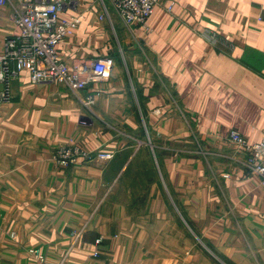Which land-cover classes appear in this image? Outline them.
<instances>
[{"label":"crops","instance_id":"crops-1","mask_svg":"<svg viewBox=\"0 0 264 264\" xmlns=\"http://www.w3.org/2000/svg\"><path fill=\"white\" fill-rule=\"evenodd\" d=\"M78 7L59 56L114 67L89 90L12 79L0 102V264H38L31 248L50 264H264L262 177L230 138L264 136V0H160L146 24L109 0ZM20 10L0 8V49ZM70 137L115 155L64 168L52 151Z\"/></svg>","mask_w":264,"mask_h":264},{"label":"built area","instance_id":"built-area-1","mask_svg":"<svg viewBox=\"0 0 264 264\" xmlns=\"http://www.w3.org/2000/svg\"><path fill=\"white\" fill-rule=\"evenodd\" d=\"M8 1L10 0H0V8ZM17 1L21 6L20 12L13 16L17 32L9 35L3 48L0 49V102L11 100V81L24 71L28 73L33 83L62 82L74 91L86 90L92 82L110 77L114 67L112 58L80 60L73 68H70L59 56L58 42L72 35L84 16L78 9L80 0ZM109 1L127 24H146L155 6L160 3V0ZM107 11L108 8L104 6V12ZM99 94H101L100 89L90 90L82 101L86 105L94 104ZM230 138L245 148L248 154L246 165L261 175L264 181V136L258 142L249 143L242 133L233 130ZM73 146L76 147L74 152L71 150ZM62 148L69 150L70 156L73 157L72 161L80 155L79 152L93 151L77 144H65ZM55 156L60 157L59 151ZM95 157L108 160L113 157V154L100 151ZM3 229L0 226V237L4 233ZM82 232L83 230H79L74 234L79 237ZM11 236L15 237V233ZM96 244L94 256L100 253L99 246L102 244V238H97ZM29 251L34 254L38 264H50L39 248H31Z\"/></svg>","mask_w":264,"mask_h":264},{"label":"rangeland","instance_id":"rangeland-1","mask_svg":"<svg viewBox=\"0 0 264 264\" xmlns=\"http://www.w3.org/2000/svg\"><path fill=\"white\" fill-rule=\"evenodd\" d=\"M76 30V29H75ZM75 32V31H74ZM101 81V80H100ZM97 89H100L101 90V93H102V88H97ZM96 101V100H95ZM94 105V104H93ZM86 107V106H85ZM87 108V107H86ZM88 109V108H87ZM65 144H77L79 146H82L83 147V144L76 138H73V137H70L67 141L63 142L62 144L56 146V148H54V150L52 151V159L55 160L60 166L64 167V168H68L74 164L77 163V161L79 159H84L85 161H92V160H97L99 158L95 157V155L98 154V152H100V150H93L92 152L90 153H84L83 151L82 152H79L78 154V157L76 158V160L72 161L73 160V157L70 156V153H69V150H65V148H62L63 146H65ZM139 145L142 144L141 141L138 142ZM74 148H72L71 150L74 152V149L76 148L75 146H73ZM62 148V149H61ZM60 153V157L58 156H55L57 155V153ZM81 151V150H80ZM72 152V153H73ZM109 153H112L113 154V157L115 155L114 152H109ZM112 157V158H113ZM112 158L108 159V160H103V159H99V160H103V161H109L111 160ZM247 161V160H246ZM262 185L264 187V181H263V178H262ZM98 208V207H97Z\"/></svg>","mask_w":264,"mask_h":264}]
</instances>
